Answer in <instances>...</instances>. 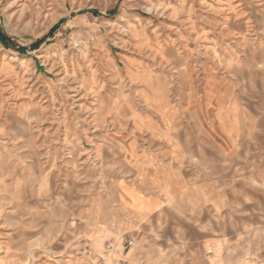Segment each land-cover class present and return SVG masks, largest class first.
<instances>
[{
    "label": "rangeland",
    "instance_id": "rangeland-1",
    "mask_svg": "<svg viewBox=\"0 0 264 264\" xmlns=\"http://www.w3.org/2000/svg\"><path fill=\"white\" fill-rule=\"evenodd\" d=\"M0 31V264H117L130 239L170 264L207 254L188 226L215 218L131 214L124 183L205 140L206 81L264 117V0H0ZM239 239L252 253L264 230Z\"/></svg>",
    "mask_w": 264,
    "mask_h": 264
},
{
    "label": "crops",
    "instance_id": "crops-1",
    "mask_svg": "<svg viewBox=\"0 0 264 264\" xmlns=\"http://www.w3.org/2000/svg\"><path fill=\"white\" fill-rule=\"evenodd\" d=\"M218 87L206 81L204 109L189 112L190 123L204 133L205 140L168 143L169 152L161 155L156 170L141 171L124 183L140 199L134 201L125 193L123 205L131 214L151 215L171 201L175 212L197 213L194 208H202L215 218L188 226L196 231L193 244L198 251L203 254L207 247V254L190 264H264V244L254 241L249 253L239 239V231L246 228L264 230V117L259 107L246 109L245 92L234 83ZM259 93L248 91L253 102ZM208 99L216 103L214 109L208 107ZM204 228H215L219 235H203ZM234 230L238 235L230 236ZM122 259L130 264H170L158 251L144 248L132 247L113 260Z\"/></svg>",
    "mask_w": 264,
    "mask_h": 264
},
{
    "label": "built area",
    "instance_id": "built-area-1",
    "mask_svg": "<svg viewBox=\"0 0 264 264\" xmlns=\"http://www.w3.org/2000/svg\"><path fill=\"white\" fill-rule=\"evenodd\" d=\"M133 245H134V241L130 239V240H128L127 245L124 246V249L123 250L125 251L127 248L130 249ZM107 249L109 250L108 252H114V251H116V249H115V243H113V242L108 243L107 244ZM117 264H130V262L128 260L122 259Z\"/></svg>",
    "mask_w": 264,
    "mask_h": 264
},
{
    "label": "trees",
    "instance_id": "trees-1",
    "mask_svg": "<svg viewBox=\"0 0 264 264\" xmlns=\"http://www.w3.org/2000/svg\"><path fill=\"white\" fill-rule=\"evenodd\" d=\"M91 12H94L96 13V11H91ZM0 40L1 42L7 46V43H6V39H5V36L3 35V33L0 31Z\"/></svg>",
    "mask_w": 264,
    "mask_h": 264
}]
</instances>
